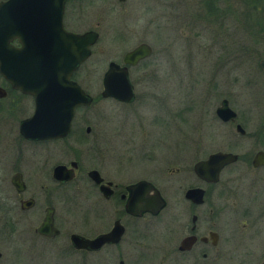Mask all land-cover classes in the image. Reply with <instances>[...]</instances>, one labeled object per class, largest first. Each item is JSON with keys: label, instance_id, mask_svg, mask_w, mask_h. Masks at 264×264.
Listing matches in <instances>:
<instances>
[{"label": "rangeland", "instance_id": "374dc122", "mask_svg": "<svg viewBox=\"0 0 264 264\" xmlns=\"http://www.w3.org/2000/svg\"><path fill=\"white\" fill-rule=\"evenodd\" d=\"M214 8L205 10L202 0H86L78 7V16L71 17L67 11L68 28L99 33L79 78L96 102L78 111L74 126L94 128L101 136L105 160L103 156L96 164L89 159L85 166H100L116 179H128L156 175L153 162L168 172L178 162H191L192 157L202 158L212 150L243 155L264 150V73L258 65L264 59L262 7L246 0H218L215 13ZM140 42L148 43L153 52L130 69L134 102L101 98L108 62H121L123 53ZM9 94L0 99V111L12 115L0 122L3 158L10 154L11 142L17 141L19 120L33 110L28 99ZM222 98L240 116L244 136L234 125L217 120L214 111ZM61 146L59 151L48 145L54 148L55 162L72 157L68 147ZM35 148H28L27 162L41 158ZM36 215V210L10 215L0 209V264H68L67 259L52 255L30 261L25 249L16 257L22 243L14 235L7 236L6 222L12 216L11 221L26 227L41 220L42 210L37 219Z\"/></svg>", "mask_w": 264, "mask_h": 264}, {"label": "flooded vegetation", "instance_id": "af4514ba", "mask_svg": "<svg viewBox=\"0 0 264 264\" xmlns=\"http://www.w3.org/2000/svg\"><path fill=\"white\" fill-rule=\"evenodd\" d=\"M3 1L6 0H0V3ZM84 1L86 0H66L63 26L67 31L77 34L96 31L70 29L65 23L68 12L71 17L79 15L78 7ZM217 1L202 0V3L205 10L210 9V6L215 7V13ZM98 40L99 33L96 42L90 46V55L70 77L92 101L89 105H79L74 109L69 132L63 138L30 140L20 134V121L34 112V97L13 89L0 74V88L5 91V96L0 99L7 98L11 93L19 99H28L33 107L32 113L17 124V141L11 142L10 154L3 158V150L0 151V209L10 215L36 210L35 219L40 216V210L43 212L39 222H30L26 227H19L18 223L11 221L12 216L10 221L6 222V227L9 228L7 236L14 235L22 243L19 251H15L16 257H19L21 249H25L30 261L52 255L67 259L68 264H264V164H253V156L258 151L264 152L263 149H258L250 155L212 150L202 158L192 157V165L189 161H180L178 166L168 172L161 163L144 158V161L152 160V164L157 166L156 175L128 179H116L104 172L100 166H85V161L89 159L94 160L96 164L101 162L105 151L100 141L101 136L98 137L92 126H81L79 129L74 126L78 111L96 102V98L79 78L82 77ZM10 43L20 47L17 39ZM137 45L123 53L121 62L111 60L108 64L115 62L124 66L125 53ZM150 56L139 60L135 65L126 66L129 79L130 69L137 67ZM130 82L134 92L133 101L120 102L114 98L109 99L125 104L134 102L135 90L131 79ZM223 99L226 98L221 101ZM217 107L214 113L220 123L234 125L235 131L239 124L245 130L236 112L233 121L224 122L216 114ZM7 112L0 111V122L3 117H12L8 116ZM238 134L244 136L246 130L244 134ZM1 144L3 141H0V146ZM48 145H54L56 150L60 147L62 150L61 145H65L68 147L66 150L71 151L72 157L67 161L55 162V153H51L54 148ZM32 147H36L34 151L41 154L36 163L34 159L29 158V162L25 159L28 156V148ZM218 152L235 154L237 159L225 164L216 180H206L196 175L194 164L207 160L210 155ZM9 161L13 163L9 164ZM72 162H75L76 166L72 167ZM58 165L73 169V177L69 180L54 178L53 171ZM4 167L8 171L5 175ZM92 170L97 171L96 177L101 179L99 182L89 177ZM40 181L44 182L39 185ZM139 182L150 184L162 197L164 206L156 214H131L126 211L125 204L131 195V187ZM72 185L74 187L70 190ZM191 189L201 190L202 195L197 200L192 199L187 196ZM47 208H52V231L43 234L38 229ZM117 222L123 230L121 237L103 244L97 250L76 248L72 243L73 235L94 239L110 232ZM2 239L4 241V237ZM1 257L0 251V259Z\"/></svg>", "mask_w": 264, "mask_h": 264}, {"label": "water", "instance_id": "95a60500", "mask_svg": "<svg viewBox=\"0 0 264 264\" xmlns=\"http://www.w3.org/2000/svg\"><path fill=\"white\" fill-rule=\"evenodd\" d=\"M65 2L6 0L0 3V74L13 89L34 97L33 114L19 124V132L26 139L51 140L65 137L71 126L74 109L79 105H89L92 101L70 77L90 55V46L96 42L98 33L93 30L82 34L67 31L63 26ZM14 39L20 42V47L10 43ZM151 54V46L143 42L125 53L124 66L110 62L103 74L101 97L114 98L120 102L133 101V86L126 66L135 65ZM258 65L264 73V59ZM4 96L5 91L0 88V97ZM216 114L224 122L233 121L236 117L227 99L220 102ZM236 131L245 133L239 124ZM236 159L235 154L218 152L210 155L207 160L196 162L194 172L200 178L216 180L220 169ZM253 164H264V152L258 151L253 156ZM74 166L76 164L72 162ZM97 175V171L89 172V177L99 182L101 179ZM53 176L58 180H69L73 177V169L58 165L54 168ZM201 195L199 189L187 192V196L194 200ZM163 206L164 201L158 191L145 182L131 187V195L125 204L126 211L131 214H156ZM52 222V208H47L39 232L47 234L52 231ZM122 232L117 222L110 232L94 239L73 235L72 243L76 248L97 250L103 244L119 239Z\"/></svg>", "mask_w": 264, "mask_h": 264}, {"label": "trees", "instance_id": "16d2710c", "mask_svg": "<svg viewBox=\"0 0 264 264\" xmlns=\"http://www.w3.org/2000/svg\"><path fill=\"white\" fill-rule=\"evenodd\" d=\"M246 2L251 6H256V5L261 6L263 12L261 17H264V0H246Z\"/></svg>", "mask_w": 264, "mask_h": 264}]
</instances>
